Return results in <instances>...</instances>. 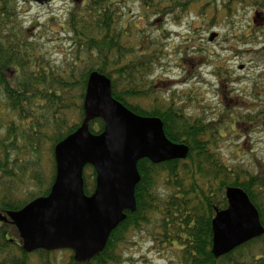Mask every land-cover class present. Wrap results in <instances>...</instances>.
Wrapping results in <instances>:
<instances>
[{
  "label": "trees",
  "instance_id": "1",
  "mask_svg": "<svg viewBox=\"0 0 264 264\" xmlns=\"http://www.w3.org/2000/svg\"><path fill=\"white\" fill-rule=\"evenodd\" d=\"M13 2L0 0V91L7 108L17 111L18 120L25 125L16 126L11 120L0 136V211L19 209L30 199L48 193L55 174L54 145L75 130L84 118L82 102L87 77L92 70H98L111 79L115 99L138 115L160 117L166 137L172 142L186 144L188 153L185 159L158 164L146 158L140 159L137 162L140 179L134 191L136 210L125 211V219L111 231L105 247L98 254L79 262L69 250L71 255L66 264L122 263L117 254L118 245L126 240L130 228L145 230L143 226H151L148 230L155 244H177L180 264H264V234L219 258L210 250L211 220L216 208L227 206L224 198L226 186H238L247 193L264 226V176L250 175L240 166H226L213 151L216 148L213 135L220 134L221 124L214 126L205 117L190 120L181 113L179 106L176 107V99L172 95L168 101L154 100L148 108L128 101L152 92L151 82L145 81L143 76L155 60L150 55L146 59L140 58L135 48L124 46L121 37L127 30L121 28L115 33L111 29L115 22L109 8L111 0H87L79 6L77 15L76 12L69 15L72 35L83 40L79 50L85 48L88 53L85 66L75 79L71 78L70 70L59 72L37 57L35 46L23 34L22 24L18 28L14 24L17 13ZM257 4L264 9V0ZM154 45V42H149L145 53L151 54L156 49L151 48ZM92 46L96 47V52ZM129 54H132L131 60L119 63ZM94 57H98V63H94ZM110 65L113 66L112 71L109 70ZM221 95L226 100L235 97L227 89ZM237 102L245 106L252 104L240 98ZM262 108L264 104L246 107L247 116L243 123L249 126L255 117L260 118V112L264 114ZM239 118L231 124L238 123ZM92 126L102 130L103 120L96 118L90 121L91 131L94 130ZM44 148L51 167L49 172L44 168L33 171L31 179L38 186L37 193L20 199L12 187L4 188L5 180L15 181L9 176L23 173L15 171L16 156L22 153L31 164L39 167L43 164L42 157H45ZM13 151L15 153L10 157ZM94 175L93 169L85 166L83 188L86 194L94 189ZM160 181L168 192L154 194L153 190ZM9 227L15 230L13 238ZM34 252L47 258L50 251L39 249ZM29 255L22 248L15 227L10 223H0V264H29Z\"/></svg>",
  "mask_w": 264,
  "mask_h": 264
},
{
  "label": "rangeland",
  "instance_id": "2",
  "mask_svg": "<svg viewBox=\"0 0 264 264\" xmlns=\"http://www.w3.org/2000/svg\"><path fill=\"white\" fill-rule=\"evenodd\" d=\"M258 2L260 0H111L109 8L115 19L111 29L115 33L121 28L127 30L121 37L124 46L135 48L140 58L151 56L155 60L143 76L145 81L151 82L152 92L128 101L148 108L154 100L167 101L172 95L176 107L179 106L181 113L190 120L205 117L214 126L221 124L220 134L213 135L216 140L213 151L226 166H240L250 175L263 177L264 114L260 112V118L255 117L249 126L243 123L246 107L264 104V24L252 21ZM83 4L72 0H51L43 5L13 2L17 13L14 24L16 28L22 24L23 34L35 46L37 57L59 72L70 70L72 79L80 76L88 60L86 49L79 50L83 40L72 35L69 22V15ZM212 32L217 35L209 40ZM149 42H154L151 48H156L151 54L145 53ZM87 45L85 43V47ZM131 59L132 54H129L119 63ZM93 61L98 63V57ZM112 69L110 65L109 70ZM112 75L115 78V74ZM164 79L168 84L162 86ZM226 89L252 104L245 106L237 102L231 105L224 101L221 93ZM237 117H240L238 123L231 124ZM18 118L17 111L7 108L0 91V136L11 120L16 126L25 125ZM46 141L49 144V140ZM14 153L11 152L10 157ZM44 154L43 164L37 167L19 153L14 170L23 173L9 176L15 181L5 180L4 188L12 187L20 199L37 193L38 186L31 179L33 171L44 168L49 172L51 167L45 148ZM167 192L162 181L153 190L154 194ZM150 227L128 230L126 240L117 248L119 259L123 260L118 264H179L171 245L151 243ZM9 229L10 235H14L15 230ZM29 254V264H66L71 251H50L47 258L35 252Z\"/></svg>",
  "mask_w": 264,
  "mask_h": 264
},
{
  "label": "water",
  "instance_id": "3",
  "mask_svg": "<svg viewBox=\"0 0 264 264\" xmlns=\"http://www.w3.org/2000/svg\"><path fill=\"white\" fill-rule=\"evenodd\" d=\"M215 36L212 33L209 39ZM83 109L81 125L54 146L55 177L48 194L0 212V222L16 227L26 252L69 248L77 261L92 258L125 219V211L136 209L138 160L159 163L187 156L188 146L169 140L159 117L132 112L112 96L109 77L96 70L88 75ZM95 118L104 122L97 134L88 129ZM87 164L96 173L90 195L83 190ZM224 196L227 207L216 209L211 220L215 257L264 233L258 210L242 188L227 186Z\"/></svg>",
  "mask_w": 264,
  "mask_h": 264
},
{
  "label": "flooded vegetation",
  "instance_id": "4",
  "mask_svg": "<svg viewBox=\"0 0 264 264\" xmlns=\"http://www.w3.org/2000/svg\"><path fill=\"white\" fill-rule=\"evenodd\" d=\"M253 17H252V21H258L259 23H261V24H264V9L263 8H260V7H255L254 9H253ZM162 82V86L164 85V84H168V81H165V79L164 80H162L161 81ZM226 99V98H225ZM227 100H229V102L231 103V105H234V104H236L237 103V100H238V98L235 96V97H233V98H227ZM151 243H155L154 242V240L151 238ZM181 249V248H180ZM177 250V249H176ZM180 251V250H179ZM176 253H177V255H178V251H176Z\"/></svg>",
  "mask_w": 264,
  "mask_h": 264
}]
</instances>
